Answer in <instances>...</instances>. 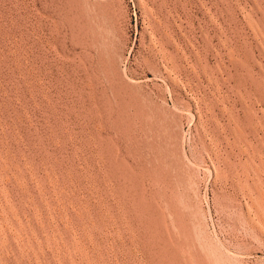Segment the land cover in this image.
Listing matches in <instances>:
<instances>
[{"label":"rangeland","instance_id":"374dc122","mask_svg":"<svg viewBox=\"0 0 264 264\" xmlns=\"http://www.w3.org/2000/svg\"><path fill=\"white\" fill-rule=\"evenodd\" d=\"M0 264H264V0H0Z\"/></svg>","mask_w":264,"mask_h":264}]
</instances>
